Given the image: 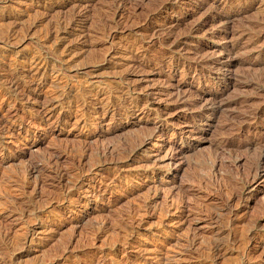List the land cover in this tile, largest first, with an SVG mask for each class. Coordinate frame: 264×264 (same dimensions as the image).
<instances>
[{
  "label": "rangeland",
  "instance_id": "obj_1",
  "mask_svg": "<svg viewBox=\"0 0 264 264\" xmlns=\"http://www.w3.org/2000/svg\"><path fill=\"white\" fill-rule=\"evenodd\" d=\"M263 151L264 0H0V264H264Z\"/></svg>",
  "mask_w": 264,
  "mask_h": 264
},
{
  "label": "bare ground",
  "instance_id": "obj_2",
  "mask_svg": "<svg viewBox=\"0 0 264 264\" xmlns=\"http://www.w3.org/2000/svg\"><path fill=\"white\" fill-rule=\"evenodd\" d=\"M168 1H169V0H168ZM170 1H172V0H170ZM176 2H177V1H176ZM163 4H164V3H163ZM166 4H167V3H166ZM113 16H114V15H113ZM227 23H228V22H227ZM176 24H177V23H176ZM178 24H179V23H178ZM174 26H175V25H174ZM199 27H200V26H199ZM171 29H172V28H171ZM170 34H171V32H170ZM231 45H232V44H231ZM233 48H234V47H233ZM229 50H230V49H229ZM177 52H178V51H177ZM207 59H208V58H207ZM197 60H198V59H197ZM196 62H197V61H196ZM44 63H45V62H44ZM30 66H32V65H30ZM209 66H210V65H209ZM218 67H219V65H218ZM58 85H59V84H58ZM246 141H247V140H246ZM261 141H262V140H261ZM257 142H258V141H257ZM250 143H251V142H250ZM261 143H262V142H260V144H261ZM257 145H258V144H257ZM241 146H242V145H241ZM258 146H261V145H258ZM262 146H263V145H262ZM262 146H261V147H262ZM223 147H224V146H223ZM244 147H245V146H244ZM250 148H251V147H250ZM262 148H263V147H262ZM262 148H261V149H262ZM260 151H261V150H260ZM260 151H259V152H260ZM263 153H264V151H263ZM263 153H262V154H263ZM255 154H256V153H255ZM255 157H256V156H255ZM256 158H258V157H256ZM258 159H259V158H258ZM256 160H257V159H256ZM260 160H262V159H260ZM257 162H258V161H257ZM255 164H256V162H255ZM255 164H254V165H255ZM255 166H257V165H255ZM259 166H260V165H259ZM257 168H258V167H257ZM261 168H262V167H261ZM257 171H258V170H257ZM260 171H261V170H260ZM253 173H254V171H253ZM256 174L258 175V173H256ZM251 175H252V173H251ZM246 177H247V176H246ZM249 177H250V174H249ZM256 178H257V177H256ZM249 180H250V179H249ZM253 181H254V180H253ZM241 189H242V188H241Z\"/></svg>",
  "mask_w": 264,
  "mask_h": 264
}]
</instances>
